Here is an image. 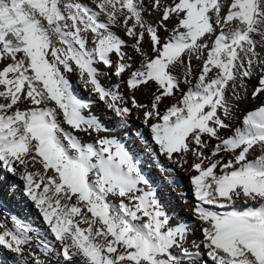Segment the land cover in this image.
<instances>
[{
  "label": "snow or ice",
  "instance_id": "6c2138e0",
  "mask_svg": "<svg viewBox=\"0 0 264 264\" xmlns=\"http://www.w3.org/2000/svg\"><path fill=\"white\" fill-rule=\"evenodd\" d=\"M261 49L264 0H0V171L24 182L54 238L12 217L14 228L0 222V247L21 264H264V103L220 134L245 79L257 76L252 97L264 95ZM104 68L133 91L155 85L150 104L132 103L169 161L194 157L202 239L172 223L69 78L127 127L131 109ZM91 132L95 143L82 142Z\"/></svg>",
  "mask_w": 264,
  "mask_h": 264
},
{
  "label": "bare ground",
  "instance_id": "6f19581e",
  "mask_svg": "<svg viewBox=\"0 0 264 264\" xmlns=\"http://www.w3.org/2000/svg\"><path fill=\"white\" fill-rule=\"evenodd\" d=\"M147 18L152 22H156L159 20L160 14L153 11L148 14ZM174 23V20L170 21L168 24L169 28ZM161 35L166 36L167 33L161 30ZM144 47L146 50L151 51L147 37L145 38ZM136 59L138 60L139 58L136 57ZM104 71L106 72V76L103 79V83L109 87L119 85V91L124 98L123 106L131 109L127 117V127L121 125L120 118L109 110L104 102L84 88L77 74H70L69 78L82 99L93 101L92 113L98 116L108 129L107 132L101 135L117 139L129 151L133 159L137 161L142 173L149 179L152 188L155 190L157 199L163 206L164 211L172 217V223L184 222L189 224L192 229L191 238L194 240L202 239L200 231L202 225L194 214V208L199 203L194 195L192 183V177L197 174L196 170L192 168L194 157L189 153L186 157L187 163H183L182 165L173 164L169 161L166 156L159 152L158 146L152 138L150 128L144 125L143 111L137 109L132 103V97L135 96V99L140 103L150 104L152 99L151 94L155 91V85L147 89L141 88L138 91H133L125 83L127 75L118 78L112 74V70L104 68ZM257 82V76L245 79L247 93L245 94L243 90H240L239 98L232 97L229 94L230 103L234 105V108L232 116L226 118V123L231 127L221 130L220 134L222 136L231 135L236 127L241 126L246 112L264 103V95L256 98L252 97V91L257 86ZM182 88L186 90L187 86L182 85ZM179 95L177 93V97ZM173 102L172 98H165L160 106V110L163 112ZM137 133L140 134L137 135ZM80 137L84 143H95L99 138L95 132H91L90 134L81 133ZM216 143L215 139L210 140L209 147ZM205 151L207 153L208 149ZM227 158L229 157L226 155L225 159ZM161 165L163 166V170ZM0 177H3L0 179V222L5 223L9 228H14L12 217H17L30 224L34 229H37L41 234L39 238L47 237L48 240H53L54 238L48 230V226L39 209L24 194V182L19 177L3 173L2 171H0ZM240 206L244 207L245 205L241 204ZM31 235L34 237L32 243V247L34 248L36 246V233H32ZM56 259V257H53V264H55ZM0 264H21V262L19 257L14 253L0 247Z\"/></svg>",
  "mask_w": 264,
  "mask_h": 264
}]
</instances>
